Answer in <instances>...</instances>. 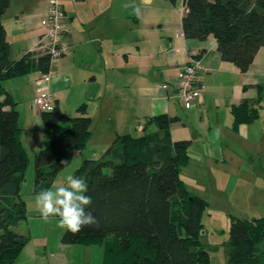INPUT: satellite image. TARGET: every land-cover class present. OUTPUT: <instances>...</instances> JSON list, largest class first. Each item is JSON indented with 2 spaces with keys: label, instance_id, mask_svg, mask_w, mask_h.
Here are the masks:
<instances>
[{
  "label": "trees",
  "instance_id": "1",
  "mask_svg": "<svg viewBox=\"0 0 264 264\" xmlns=\"http://www.w3.org/2000/svg\"><path fill=\"white\" fill-rule=\"evenodd\" d=\"M176 3L177 0H170ZM11 0H0V264H14L30 240L29 233L14 228L28 218L27 204L20 198L29 155L20 139L19 112L15 99L2 82L30 72L49 74L51 55L29 51L13 60L2 15ZM182 18L187 38L207 40L213 36L224 61L241 72L249 70L264 47V0H184ZM252 86H245L250 88ZM258 97L245 99L231 109L233 130L259 119L264 83ZM71 125L55 135L35 154L34 194L49 189L76 150L85 148L91 135L92 118L87 103L78 107ZM44 130L62 118L58 106L42 111ZM160 130L151 136L118 135L99 159H86L76 170L88 185L92 203L86 208L97 224L73 235L65 230V244L104 245L105 264H217L201 240L203 215L208 202L188 191L181 169L189 163V139L172 140L170 125L176 118L161 116ZM176 196V201L172 197ZM264 216L231 218L225 264H264Z\"/></svg>",
  "mask_w": 264,
  "mask_h": 264
},
{
  "label": "crops",
  "instance_id": "2",
  "mask_svg": "<svg viewBox=\"0 0 264 264\" xmlns=\"http://www.w3.org/2000/svg\"><path fill=\"white\" fill-rule=\"evenodd\" d=\"M61 1L68 15L64 39L70 46L69 52L54 63L49 74L35 71L2 82V89L15 99L25 149L23 135L32 125L39 130L35 145L38 149L43 140L47 144L54 138L44 136L43 131L58 125L60 130L68 128L71 118L80 114L78 107L87 103V114L92 118L90 138L85 148L73 153L67 166L73 165L72 168L60 171L55 180L66 170L75 176L86 159L101 158L118 135L162 134L158 119L161 116L178 120L170 125L172 140L192 141L189 163L182 167L181 177L185 172L191 177L207 178L208 172L217 170L220 163L239 160L242 152L238 145L241 142L243 148L249 147L252 140L248 133L257 121L234 131L231 109L245 99L258 97L257 85L264 83V47L249 70L241 72L233 63L220 58L213 36L198 40L184 35V0ZM47 3L48 0H11L2 15L13 60L40 50L44 31L41 20ZM193 57L202 59L203 68L198 75L201 90L194 103L184 107L175 84L180 70ZM40 88L52 92L55 106L63 114L49 130H44L41 112L33 107ZM25 179L26 173L20 181L22 199ZM182 179L188 191L197 195ZM177 199L172 197L180 208ZM99 246H103L105 264L106 249ZM23 250L14 264L24 260Z\"/></svg>",
  "mask_w": 264,
  "mask_h": 264
},
{
  "label": "rangeland",
  "instance_id": "3",
  "mask_svg": "<svg viewBox=\"0 0 264 264\" xmlns=\"http://www.w3.org/2000/svg\"><path fill=\"white\" fill-rule=\"evenodd\" d=\"M262 104L259 119L248 133L249 140H252L249 147L243 148L241 142L238 145L242 152L238 161L220 163L217 170L208 172L207 178L191 177L185 172L182 174L190 190L210 204L203 218L204 230L201 240L209 251L212 262L217 264L228 260L227 242L231 218L254 219L264 216V99ZM21 123L24 125L26 122L22 119ZM59 126L51 131H43L42 134L55 137L63 131ZM239 138L242 140L243 136L239 135ZM38 139L39 130L34 125L23 135L30 159L22 186L28 218L22 220L14 229L20 233H29L30 240L23 250L25 258L21 264H102L103 246L63 243L62 235L65 230L56 226L59 217H52L50 222H46L34 211L37 195L33 192L34 158L39 150L35 146ZM41 144L46 145L45 140ZM67 170L57 177L49 189L54 185L61 186L66 183L65 178H60L69 175ZM260 249L264 255V243Z\"/></svg>",
  "mask_w": 264,
  "mask_h": 264
},
{
  "label": "built area",
  "instance_id": "4",
  "mask_svg": "<svg viewBox=\"0 0 264 264\" xmlns=\"http://www.w3.org/2000/svg\"><path fill=\"white\" fill-rule=\"evenodd\" d=\"M67 22L68 15L62 6V1L48 0L45 14L41 20L44 31L40 38V50L38 51L50 54L54 63L70 50L69 44L64 39ZM202 68V59L193 57L178 74L175 85L177 95L184 107L192 105L199 96L201 86L198 75ZM33 107L40 112L53 110L55 103L52 92L40 88L39 95L34 99Z\"/></svg>",
  "mask_w": 264,
  "mask_h": 264
},
{
  "label": "clouds",
  "instance_id": "5",
  "mask_svg": "<svg viewBox=\"0 0 264 264\" xmlns=\"http://www.w3.org/2000/svg\"><path fill=\"white\" fill-rule=\"evenodd\" d=\"M88 185L82 177L67 175L66 183L43 189L35 199V209L41 218L50 222L52 217H59L56 226L71 232L79 233L86 226L97 224L95 216L86 208L91 205L92 198L86 195Z\"/></svg>",
  "mask_w": 264,
  "mask_h": 264
}]
</instances>
